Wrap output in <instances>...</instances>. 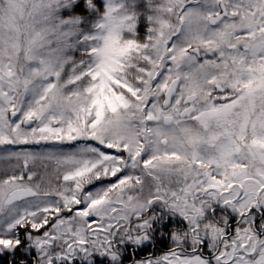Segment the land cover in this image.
Returning <instances> with one entry per match:
<instances>
[{"label":"snow or ice","instance_id":"snow-or-ice-1","mask_svg":"<svg viewBox=\"0 0 264 264\" xmlns=\"http://www.w3.org/2000/svg\"><path fill=\"white\" fill-rule=\"evenodd\" d=\"M136 3L0 0V264H264V0Z\"/></svg>","mask_w":264,"mask_h":264},{"label":"rangeland","instance_id":"rangeland-1","mask_svg":"<svg viewBox=\"0 0 264 264\" xmlns=\"http://www.w3.org/2000/svg\"><path fill=\"white\" fill-rule=\"evenodd\" d=\"M135 7L137 8V10H143V8H144L143 0H137ZM63 12H64V10H62V14H63ZM139 27L142 30L143 25H140ZM84 30L85 31H91V22H89L88 26ZM122 35L124 36V38H128V36H129V34L126 32L123 33ZM170 220L173 221V218L167 217L163 221V223H161L160 225H158V226L154 225L150 239L148 241H146L144 244H141V245L136 246V247H133L131 245H125L124 247H126L128 249V252L126 254H128V253L130 254V252H132L131 249H134L135 251H138L139 253L141 252L143 255H145L146 254L145 249L151 250L152 246L156 245L157 242L158 243L162 242V244H164L163 249L166 248L168 246V237L166 235H164V233L167 231V229H163V228L165 226V223L167 224ZM143 255H140V256H143ZM74 262H76V264H83V261H81L79 259H76Z\"/></svg>","mask_w":264,"mask_h":264},{"label":"trees","instance_id":"trees-1","mask_svg":"<svg viewBox=\"0 0 264 264\" xmlns=\"http://www.w3.org/2000/svg\"><path fill=\"white\" fill-rule=\"evenodd\" d=\"M163 245L162 242L161 243H156V245H154L155 247L152 246L151 251H155L157 249H163ZM132 252H130V254H126L124 256V262L127 263V261L131 260L133 256H135L136 258H138V256L143 255L141 252L139 253L138 251H135L134 249H131ZM74 264H76V262H74Z\"/></svg>","mask_w":264,"mask_h":264},{"label":"flooded vegetation","instance_id":"flooded-vegetation-1","mask_svg":"<svg viewBox=\"0 0 264 264\" xmlns=\"http://www.w3.org/2000/svg\"><path fill=\"white\" fill-rule=\"evenodd\" d=\"M170 221H172V220H170ZM170 221H169L167 224L165 223V225H167L168 228H170V227L172 226V224L170 223ZM163 229H167V228L164 226ZM153 247H155V246H153ZM139 257H140V256H138V258H139ZM124 264H127V263L124 262Z\"/></svg>","mask_w":264,"mask_h":264}]
</instances>
